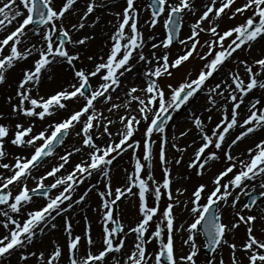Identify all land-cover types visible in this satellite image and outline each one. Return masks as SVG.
<instances>
[{"label": "snow or ice", "instance_id": "snow-or-ice-1", "mask_svg": "<svg viewBox=\"0 0 264 264\" xmlns=\"http://www.w3.org/2000/svg\"><path fill=\"white\" fill-rule=\"evenodd\" d=\"M77 2L62 0L61 5L56 6L54 0H0V32L6 33L0 39V85L6 82L8 72L18 63L36 57L30 67L22 70L15 96L7 98L10 115L32 119L28 123L18 121L14 125L0 123V168L10 172L9 175L0 173V205L5 206L0 207V227L5 229V233L0 235V260L19 253V260L24 264H28L30 257L35 258V264H60L62 258L68 264H198L201 245L197 237L202 234L206 238L203 247L210 250L204 264H226L223 256H218L224 246L230 249L227 264H264V227L259 229V236L256 234V222L259 220L264 224V200L258 204V198L252 195L258 185L261 189L259 197H264V138L246 149L245 159L232 153L239 142L264 131V97L250 99L245 105V98L254 90L264 92V55L251 61L234 55L245 48L250 52L253 44L264 38V0H244L234 9L235 0H207L202 9L196 8L195 0H151L150 26L154 27L163 15L167 29L166 38L159 43L153 42L151 47L168 49L174 41H178L182 49L172 60L167 51L160 56L154 51L144 54L145 41L138 28V9L135 0H126L122 12L115 14L118 23L109 36L108 52L100 57L86 56L92 65L90 68L83 66L80 49L95 36L89 34L73 39L71 33L86 27L94 28L100 16L90 17L105 4L104 0H87L77 22L65 26L67 16L78 11L75 8ZM197 11L200 12L198 16ZM249 11L251 14L242 23L218 31L220 25L217 21L223 15L230 12L229 18L232 19ZM185 13H191L196 18L190 26L191 34L179 39ZM14 23L13 30L8 31ZM29 26H32V35L39 37L37 43L31 42ZM201 32L209 34L203 43L200 41ZM205 48L207 51H203ZM193 57L203 61L195 78H191L189 73L178 85L168 84L166 92L159 83L160 78L171 77L173 70H178ZM232 60L236 61V67L229 69L219 82L209 84ZM77 62L81 65L78 66ZM139 62L146 66L142 73L146 86H132L126 93V107L136 101L139 118L125 113L119 118L122 127L113 133L109 125L114 121L104 117L95 105L101 102L108 104L109 112L119 109V104L112 103V92L121 86V78L131 73ZM54 63L66 65L73 82L47 96L39 95L42 76L50 71ZM94 78L97 79L95 86L92 84ZM204 90L211 105L208 111L215 108L219 100L224 101L219 105L221 119L209 134L205 121L193 114V125L198 130L201 143L195 148L194 158L189 160L187 167L196 169V174L203 176L206 166L210 167L211 162L220 160L222 149L226 163L212 180L210 190L207 184L199 183L189 199L181 201L179 196L187 189L173 188L172 169L165 152L168 139L163 134L165 125L173 118L170 113L181 109ZM138 92H143L144 96L135 95ZM14 98L16 103H12ZM81 99L83 103L78 108L69 109V102ZM242 105L246 110L243 115L240 112ZM59 110H67V114L51 120L40 129L36 128V120L44 122L56 116ZM3 117L4 113L0 112V119ZM207 119L211 121L212 117ZM141 120L146 124L143 141L135 138ZM78 124L80 130L75 134L81 137L83 148L88 150L87 159L74 164L67 174L57 175L74 153L82 151L81 147L73 146L71 151L59 156V163L38 178L33 177V170L38 169L45 158L54 155L56 146L64 144V137ZM101 128L103 131L99 130ZM237 128L240 129L238 134L226 143L230 130ZM93 129H96L95 133ZM189 131L191 129L182 131L180 136H187ZM154 133L162 134L159 151V160L163 165L162 183L154 180L151 171L142 175L145 162L148 169L152 166ZM104 136L109 138L108 141L98 144L97 139ZM6 138L16 147L31 148V154L17 155L12 163L2 162L8 156ZM172 147L180 154L174 158L175 164L181 166L188 146L173 143ZM129 150L135 160L133 171L126 175L121 186L113 188L111 172L114 161ZM94 173L104 181V190L97 191L100 199L98 211L103 221L99 244L92 235L90 223L86 224L82 235L76 234L72 218L68 215L69 210L83 202L88 192L96 187L90 186L78 199H73L77 186ZM48 177L53 178L50 184L45 183ZM30 178L35 181V187L28 186ZM9 186L18 188L16 194L9 190ZM57 188L60 191L50 195ZM33 194L46 198L44 205L22 213V209L32 203ZM242 194L248 196L250 202L238 208ZM129 197L136 198L139 219L134 225H128L125 231L126 225L114 215V207L122 198ZM164 197L169 203L160 210L159 204ZM181 204L189 211L191 222L177 225L174 209ZM255 207H260L258 215L251 214ZM228 208L232 209V219L225 223L224 210ZM61 216L62 229L66 234L65 245L53 242L52 250L47 254L42 250H32L35 242L42 243L41 237L46 231L58 228L55 221ZM241 225L245 228V239L237 244L234 237L231 241L227 237ZM180 233H186V236H180V240L188 248L182 255L177 254L175 243ZM129 235L133 237L132 246L124 251ZM153 240L157 241L158 247L149 252L148 245ZM238 251L243 253V258L237 256ZM114 253L121 255L118 257Z\"/></svg>", "mask_w": 264, "mask_h": 264}, {"label": "bare ground", "instance_id": "bare-ground-1", "mask_svg": "<svg viewBox=\"0 0 264 264\" xmlns=\"http://www.w3.org/2000/svg\"><path fill=\"white\" fill-rule=\"evenodd\" d=\"M86 2L87 0H78L77 4L75 5V8L78 10L76 11L74 14L72 15H68L67 18L65 19L64 23L65 26H68L69 23H76L78 16L80 15V12H82L84 10V8L86 7ZM123 2V0H104V4L105 7L104 8H99L96 10V12L94 13V15L92 17H90V19H94L95 16H100V21L99 23L94 27H86L84 30L80 31V32H75L73 31L71 33L72 38L73 39H77L83 35H89V34H93L95 36V39L91 40L88 42L87 46H81V52H82V58H81V62L83 64V66L85 67H91V63L89 61H87L86 56L87 55H93L95 57H100V56H104L105 50L107 48H109V36L113 33L115 26L118 23L117 17H116V13L118 12H122L124 6L120 9V4ZM207 2V0H195V5L197 9H202L203 3ZM55 5L60 6L62 3V0H54ZM142 5H144L145 7H147V9L145 7H143ZM149 7V3L147 2V0H144V4L142 3L140 5V7H138V13H139V21H140V28L141 31L143 33V38L145 41V47L143 49L144 54L145 55H149L151 52H155L157 56L163 55L164 52L166 51V49L164 48H157V49H152L151 44L153 42L155 43H159L161 41V38L163 36V34H165V29L163 26V15L160 16L158 18V25L155 28H150L148 27L147 23V19L149 17H151V11L148 10ZM197 13H200L199 11H197ZM196 13V14H197ZM193 15L191 13H185L183 18H185L187 20V23L190 25L191 24V19H192ZM183 23H184V19H183ZM183 23H182V27L179 33V39H184L188 36L187 33H184V29L183 28ZM15 24V23H14ZM13 24V25H14ZM13 25H10L9 28ZM4 32H0V36H2ZM29 37L31 38V42L32 43H37L39 41V37L37 36H33L32 34L29 35ZM150 37L154 38V39H150ZM184 37V38H183ZM179 44V42H178ZM180 47H182V45L179 44ZM70 51H73L72 46L70 45ZM36 57H30L28 60L26 61H22L20 63H18L16 65V67H14L13 69H11L8 72V82L5 84L0 85V95H2L3 91L5 89H9L11 91V89L13 91V94L15 96V91H16V87L18 84V81L20 80L21 76H22V70L24 68H27V64L29 61H31L32 59H35ZM81 62H77L78 66L81 65ZM135 62V61H134ZM55 64V63H54ZM53 64V65H54ZM146 67L144 65L143 62H139L137 63V67L131 72V73H126L122 78V83L121 86L116 89L115 93H112V102L114 103H118L120 104V107L122 109H129L130 111L128 112V114H133L135 111H137V104L135 103V101L131 102L130 107H126V103L128 100V97L126 96L127 90L131 87V84L134 85H138L140 88H144L146 86V78L142 75L143 72V68ZM49 76H51L52 78L49 79ZM73 82L72 81V75L70 73V71L67 69L66 65H62V64H55L53 67H51L50 71L47 72L46 74H44L43 76V80H41V83L39 85V92L40 94H42V91L50 89L52 86H54L55 84L58 85H62V86H67L68 83ZM92 84L93 86L97 84V79L94 78L92 80ZM12 87V88H11ZM8 90V91H9ZM206 90L199 92L196 96L193 102L190 99V101L184 105V106H189L187 108L188 111H185V107L184 108V112L182 113V115H179V117L177 116L176 118L172 119L173 124H175V122H180L181 124V119L184 118H191V116L194 113L200 112L202 115H205V124H206V130L210 129V127L208 126V124H212L211 128H214L216 123L221 119V115H219L221 112L219 110V105L224 103L223 100H219V98H217L219 100L218 105L215 108H212L211 111H208L207 109H209L211 107L210 102L208 101V97L204 95ZM33 94H36V92L34 91ZM135 95H140L141 97L144 95L143 92H138ZM14 100H16L14 98ZM80 100H75V101H71L69 102V109L74 108L77 103H79ZM13 103V102H12ZM100 104H102V107H104L103 110V115H105L106 117H109L107 119H110L111 116H113V118L111 119L112 121H114L113 124L109 125V129L110 131H112L113 133H116L121 127L122 125L119 123V117H117L116 115V111L112 110L111 112L108 111V108L110 107V105L105 104L103 102H101ZM7 105H9L8 107H10V104L8 103V101L4 102V105L2 108H6ZM246 105V104H245ZM8 108V109H9ZM242 110H245L244 106H242ZM64 113H67V110H59L58 114L54 117L51 118H47L44 122H41L39 120H36V128H38V126H42V125H46L48 122H50L51 120H53L52 118H58L62 115H65ZM10 114V113H9ZM199 116V115H196ZM208 116H211L212 119L211 121H209L207 119ZM192 119V118H191ZM190 124V125H188ZM188 129H191V131L188 132L187 136H177L174 133H168L167 138H168V143L165 146V152H166V158H169V152L171 150H173L174 148L172 147L173 143H178L180 146L184 145V142L187 143L186 145L188 146L187 149L190 151L194 150L196 146L199 145V139H200V135L198 134V130L195 129L194 125L192 123H188ZM182 126V125H181ZM77 130V127L74 128V130ZM187 130V129H186ZM236 130H240V129H236ZM236 130H231L230 131V135L228 138L231 137V135L236 131ZM261 132H257L256 134H254L253 136H250L246 139H244L242 142H239L236 146L233 147L232 149V153L234 155H236L238 153V151L240 153H243V159L246 158L247 153H246V149L250 146L253 145L254 142L257 141V139L259 138ZM175 138V139H174ZM109 138L107 136H104L101 139H97V142L100 144H104L105 141H107ZM183 141V142H182ZM193 141H195V143H193ZM182 142V143H181ZM243 144H246L243 146ZM14 146V145H13ZM63 146L67 147L68 150L65 151H71L72 147H81L82 151L80 153H74L71 157H70V161H74V164L79 163L82 159H87L86 156V152L88 151L86 148H83L82 144H81V140L80 137L78 136H70L68 139H66V141L64 142ZM13 151L16 154H20L22 156H26L27 154H29V151L31 148H20V147H12ZM169 151V152H168ZM9 153H11V148H9L8 150ZM167 152H168V156H167ZM65 153L61 154V153H56L55 156L53 157L52 161L47 162V165L49 163L55 162L57 160H59V156L64 155ZM6 161V160H4ZM2 161V162H4ZM69 161V162H70ZM68 162V163H69ZM127 159L123 158V159H119V161H117L115 163V166L112 169L111 172V176H112V180L116 181L115 182V186H113V188L117 187V186H121L124 181H125V177L126 175L129 174L128 169H127ZM68 165V164H67ZM45 166H42L39 170L32 172V176L34 177H38L41 175V171L43 170ZM223 168H221L220 170H222ZM175 170V169H174ZM8 170L4 169L2 172H6ZM38 172V174H37ZM66 173V172H65ZM63 173V174H65ZM185 176H187V174L183 173L179 170H177V172L175 173V176L173 178L174 180V184H173V188H177V186H181L184 182V178ZM31 179V178H30ZM29 179V180H30ZM214 178H212L213 180ZM28 180V181H29ZM103 178L99 176V174L94 173L92 177L86 179L84 181V187L88 188L90 186L95 185L96 187L92 188L90 195H87L85 200L83 201V203H80L78 206L74 205L73 209L69 210L68 215L72 218V222H73V227H74V232L76 234H82L85 230V226L87 223H90L92 226V235L95 239H97V242L99 244V237L101 236L102 233V224L103 221L100 219V212L98 211V207L100 205V202H98L94 196L95 193H97V191H102L104 190L103 188ZM15 186H9V190H11L12 192L14 191ZM82 192V188H76V192ZM261 189H259V186L257 185L256 191L255 192H260ZM13 194H15L13 192ZM247 197H242L241 201L239 202V204L237 205V207L239 208L243 203L245 202H249ZM189 199V197L184 198L182 201H187ZM44 200V197L39 196L38 199L33 198L32 203L28 204L25 206V208L22 209V213L26 212V211H31L34 206L40 202ZM75 200V199H74ZM261 200H264V197H259L258 199V204ZM136 198L135 197H129L127 199L122 198L121 201H119V209H118V214L114 215L117 216H123V217H127L128 219L133 220L136 215H138L137 213V205H136ZM188 207H191V204L189 203ZM228 210L232 211L231 208H228ZM254 211L258 210V207L253 208ZM260 211H257V214H259ZM175 215H176V221L175 223L177 225L180 224H186V222H188V220L191 218L190 217V213L189 211L184 207L183 204H181L180 206L175 208ZM22 217V215H21ZM85 217L87 218V220H85ZM0 219H2V217H0ZM58 225V228L55 230H48L45 232V234L43 235V237H41L42 243L40 242H35L33 245L32 250L37 251V250H42L45 251L46 254L48 252H50L52 250V244L53 242H58L59 244L63 245V240L66 237V234L63 232L62 229V225H63V218L61 217H57V220L55 221ZM262 227H264V224H262L259 220L256 222V234L259 236V229H261ZM5 233V229H3L2 227H0V235H3ZM243 233H245L244 230V226L241 225L240 228H238L234 234H231L229 237V240L231 241L233 239V237L235 238V241L237 244H240L244 239H245V235H243ZM180 235H185L186 233H180ZM179 235H177V239L178 241L176 242V247H177V254L181 255L182 253L185 254L188 251V248L184 245H182L181 240L178 238ZM132 241H133V237L131 235H129V237L126 240V247L124 249V251H128L131 246H132ZM198 243L200 244V241L197 240ZM83 243V241H82ZM182 249V251H181ZM229 249V248H228ZM66 252V250H65ZM242 252H237V256L243 258ZM81 254H83V249H81ZM113 255L115 256H120L121 254L119 253H114ZM229 256H230V251H229ZM199 262L200 264H204V259L202 258V256H200L199 254ZM66 261L65 258H62V260L60 261V264H63V262ZM0 264H24V262L19 260V253L16 254L15 257L9 258V259H3L2 262H0ZM28 264H35V258H29V262ZM151 264V262H150Z\"/></svg>", "mask_w": 264, "mask_h": 264}, {"label": "rangeland", "instance_id": "rangeland-1", "mask_svg": "<svg viewBox=\"0 0 264 264\" xmlns=\"http://www.w3.org/2000/svg\"><path fill=\"white\" fill-rule=\"evenodd\" d=\"M147 2L149 3V0H147ZM142 3L144 4V0H135V6H136V8L140 7V5H141ZM205 3H207V2H205ZM205 3H203V5H204ZM243 3H244V0H235V3L232 5V8L234 9L235 7H238V6L242 5ZM57 6H58V5H57ZM123 6H124V7L126 6V0H123V2L120 4V9H121ZM142 6L145 7L144 5H142ZM145 8L147 9V7H145ZM148 10L151 11V9H149V8H148ZM199 14H200V13H197L196 15L198 16ZM250 14H251V12L249 11V12H246L245 15H243V16H242V15H237L235 18H232V19L229 18V16H230V12H229L228 14H226V15H223V16L217 21V22L219 23V25H220V28L218 29V31H223V30L227 29L228 27H231V26H234V25H236V24L242 23V22L244 21V19L246 18V16H247V15H250ZM150 16H151V15H150ZM195 18H196V17H194V16L192 17V19H191V24H190V25L187 23V20H186L185 18H183V19H184L183 28H185V29H184V32H183L182 34H184V33H187L188 35L191 34V33H190V26H191L192 23L194 22ZM138 19H139V17H138ZM150 19H151V17H149V18L147 19V21H148V23H147L148 27H150V28H155V27H157L158 23H157L154 27H151V26H150ZM164 19H165V17L163 16V26H164ZM138 24H139V28H140V21H139V20H138ZM204 26L207 27V22H205ZM14 27H15V24H14L13 26H11L10 28H8V31L13 30ZM31 27H32V26H29V33H28L29 35L32 34V33H31V30H30ZM164 29H165V34H163L161 40H164V39L166 38L167 29L165 28V26H164ZM140 31H141V28H140ZM4 35H6L5 32L2 34V36H0V39H2V38L4 37ZM183 38H184V37H183ZM208 38H209V34H207V33H205V32H201V33H200V41H201V43H203V41L206 40V39H208ZM54 39H55V38H54ZM68 48H69V50H70V45H68ZM181 49H182V47H180L179 44H177V43L171 45L168 49H166V51L169 53V59L172 60L173 58H175V56H176L178 53L181 52ZM108 50H109V48H107V49L105 50V53H107ZM203 51H207V49L205 48V49H203ZM234 55H235V56H238L239 59H248L249 61H251L253 58H258L260 55H264V38H260V39H258V40L253 44V46H252L250 52L245 48L244 50H238V52H237L236 54H234ZM33 60H34V59H32L31 61L28 62L27 67H30V66H31ZM202 64H203V61H202V60H200V59H198V58H196V57H193V58H191L188 62H186L182 67H180L178 70H173V75H172L171 77L164 76V77L160 78L159 83H160L162 86L165 87V91L167 92L168 89H167L166 86H167L168 84H173V86L178 85L180 82H182L185 78L188 77V74H189V73H191V78H195V76L197 75L198 71L200 70V67H201ZM54 65H55V64H54ZM54 65H52V67H53ZM235 67H236V61H235V60H232V61L227 62L226 65H225V67L221 69L220 73H219V74H216V75L214 76V78L211 79V80L209 81V84H214V83H216V82H219V81L221 80V78L224 77V76L227 74V71H228L229 69H232V68H235ZM144 70H145V67L143 68V71H144ZM142 73H143V72H142ZM241 75H243V69H242V68H241ZM7 76H8V75H7ZM43 76H44V75H43ZM43 76H42V80H43ZM7 82H8V79L6 80V82H5L4 84L6 85ZM94 86H95V85H94ZM132 86H136V85L131 84V87H132ZM61 87H62V85L55 84V85L52 86L50 89H47V90L42 91V94H40V92H39V95L47 96V95L53 93L54 91L58 90V89L61 88ZM63 87H66V86H63ZM11 88H12V87H11ZM9 89H10V88H9ZM9 89H5V90L3 91V93H2V95H0V112L4 113V117H3V119H0V123H4V124H7V125H14V124H15L16 122H18V121H20V122H24V123H28L29 120L32 119V118L24 117V116H19V117H17V116L10 115L9 113L11 112V108L8 107L9 105H7V107H6V108H3V110H2L1 107H3L5 101H8L7 98H8L9 96H13V97H14V94H13L14 88H13V90L11 89V91H10ZM8 90H9V91H8ZM201 92H202V91H201ZM112 93L114 94L115 91L112 92ZM34 95H35V94H34ZM204 95L207 96V92H206V91H205ZM143 96H144V95H143ZM143 96H142V97H143ZM255 97H264V92H262V91L259 90V89L254 90L252 93L249 94V96H248L247 98H245V104H247L248 101H249L250 99H253V98H255ZM192 99H193V100H192ZM191 100H192V102H193V101L196 100V99H195V97H193V98H191ZM12 102H13V103H16V100L13 99ZM82 103H83V100L81 99V100L79 101V103H77V105H76L74 108H72V109H76V108H78ZM112 103H114V102H112ZM135 103L137 104L136 101H135ZM115 104H118V103H115ZM222 104H223V103H222ZM119 105H120V104H119ZM242 106H243V105H242ZM242 106H241L240 112H241V114L243 115V114L245 113L246 110H242ZM95 107H96V110H97V111H99V112H103L102 109H103L104 107H102V104L97 103V104L95 105ZM183 107H185V111H188L187 108H188L189 106H188V107H187V106H182L181 109H179V110H175V111L173 112V118H174V117L176 118L177 116L179 117V115H182V113L184 112V108H183ZM186 107H187V108H186ZM8 108H9V109H8ZM230 108H231V105H229V109H230ZM113 110L116 111V115H117V117H119V118H120V116H122V115H124L125 113H128V112L130 111L129 109H126V110H125V109H122L121 107H120L119 109H113ZM182 111H183V112H182ZM64 114L66 115L67 113H64ZM194 114H195V115H199L201 119L205 120V115H202L200 112H197V113H194ZM65 115H62V116H60V117H58V118L55 117V118H52V119H53V120L60 119V118L64 117ZM131 115H137V118H139V114H138L137 111H135V112H134L133 114H131ZM219 115H221V113H220ZM192 116H193V115H192ZM192 116H191V118H192ZM104 117H106V116L104 115ZM106 118H109V117H106ZM112 118H113V116H111L110 119H112ZM191 118H184V119H181V124H180V122H178V123L175 122V124H173L172 120L169 121L168 125L165 127V133H164L163 135H166V136H167L168 133L171 132V133L176 134V137H177V136L181 137V136H180V133H181L182 131H186V129L188 130L187 127H188V125H190V124H188V123L190 122V123L193 124V120H192ZM187 124H188V125H187ZM181 125H182V126H181ZM43 126H44V125H42V126H40V127L38 126L37 129H40V128H42ZM208 126L210 127V129H208L207 131L209 132V134H211V130L213 129V128H211L212 124H208ZM76 127H77V130H76V129H75V130H74V129L71 130L70 133H69V135L65 137L64 142H65L66 139H68L70 136H72V137H73V136H76L75 133H76L77 131L80 130V125L78 124V125H76ZM145 127H146L145 122H144L143 120H141V123H140V125H139V131H138V132L136 133V135H135V138H136V139H139V140L143 141V133H144ZM99 130H100V131H103V128H101V129H99ZM230 131H231V130H230ZM93 132L95 133V132H96V129H93ZM238 132H239V131L236 130V131L231 135L230 138H227L226 143H227V142H230L231 138H234V136H235L236 134H238ZM10 135H11V133H10ZM161 135H162V134H159V133H154V134H153L152 139H153V141H155V143L153 144V160H152V166H151V169H148V167H147V162H145L146 167H145L144 173H142V175H143V174H146L148 171H151L154 180H155V181H159V182L162 183V180H163V165L161 164V162H160V160H159V151H160V147H161ZM260 138H264V131H262V132L260 133L259 138L257 139V141H258ZM167 139H168V138H167ZM80 140H81V137H80ZM107 141H108V140H107ZM107 141H105V143H106ZM96 142H97V141H96ZM182 142H183V141H182ZM182 142H181V143H182ZM97 143H98V142H97ZM105 143H104V144H105ZM200 143H201V139H199V144H200ZM98 144H100V143H98ZM186 144H187V143L184 142V145H181V147H184ZM101 145H103V144H101ZM244 145H246V144H243V146H244ZM198 146H199V145H198ZM198 146H196L195 148H197ZM12 147H14V146L11 145L10 143H8V142H7V138H6L5 148H6L7 152H8V150H9V148H11V153L8 152V156L6 157V159H5L6 161H4V163H12V162H14V157L17 156V155H20V154H16L15 152H12V151H13V148H12ZM65 150H68V148L65 147V146H63V144H62V145H58V146L56 147V149H55V153H54V155H52V156H50V157H48V158H45L44 162L39 166V168L36 169V170H33V172L39 170L42 166H45V167L43 168V170L41 171V175H42L46 170L50 169V168H51L52 166H54L55 164L59 163V160H57V161H55V162H52V163H49L48 165H47V162L52 161V160H53V157L55 156L56 153L59 152V153L63 154V153L66 152ZM194 150H195V149H194ZM194 150H192V151L190 150V151H189V150L187 149V151L184 152V154H183V161H184V162H183V164H182L181 166H177V165L175 164V160H174V158L178 157L180 154H179L175 149L171 150L170 152L168 151V152H169V158H168V161H169V166H170L171 169H172V177L174 178L175 173H176L177 170H179V169H180L181 172L187 174V176H185V178H184V182H185V183H183L181 186H180V185L177 186V187H183V188L187 189V191H185V192L183 193V195H180V196H179V199H180L181 201H182L184 198H186V197H190L191 192L193 191V189H194L199 183H205V184H207V185H208V189L210 190L211 187H212V178L215 177V175L220 171L221 168H224L225 163H226V161H225V159H224V155H223V149H222V150H220V153H219V154H220V157H221L220 160H218V161H216V162H211L210 167H209V166H206L207 170L205 171L204 175H203V176H198V175L196 174V169H194V168H193V169H189V168L187 167V164H188L189 160L192 159V158H194ZM31 151H32V149H30L29 154H27L26 156L30 155V154H31ZM140 151L142 152V148L140 149ZM206 151H207V150H206ZM168 152H167V156H168ZM138 154H139V153H138ZM240 154H241V153L238 151V153H237L236 155H239V158H240V159H243V156L240 155ZM233 155H234V154H233ZM123 158H126L127 161H128V162H127V164H128V166H127L128 171H127V172L131 173V172L133 171V167H134V163H135V160L132 158V151H131V150H129L127 153L123 154L122 156L118 157L117 160L114 161V165H113V167L115 166V163H116L117 161H119V159H123ZM69 161H70V159H69ZM73 165H74V161L71 160V161L68 163V165L66 164V165H65V168L61 170V173H58L57 175L63 174V173H65V172H66L65 174H67L68 172H70V171L72 170ZM113 167H112V169H113ZM174 169H175V170H174ZM3 170H4L3 168H0V171H3ZM0 173H1V172H0ZM2 174H4V175H9L10 172H9V171H6V172H2ZM37 174H38V172H37ZM33 177H34V176H33ZM38 177H39V176H38ZM38 177H37V178H38ZM87 179H88V178H87ZM225 179H227V178H225ZM85 180H86V179H85ZM52 181H53V178H52V177H48V179L45 180V183H46V184H50V183H52ZM115 182H116V181H113V180H112V185H113V186H115ZM27 183H28V186H29L30 188L35 187V181H34L33 179H30L29 181H27ZM79 187L82 188V192H81V191H80V192H78V191L76 192V191H75V193L73 194V199H75V200L78 199L79 196H80L81 194H83L85 191L88 190V188L84 187V183H82V184H80V185L77 186V188H79ZM174 189H175V188H174ZM17 191H18V188L15 187V189H14L13 192L16 194ZM59 191H60V188L53 189L52 192L50 193V195H56ZM134 191H135V189H134ZM237 191H239V190L237 189ZM90 193H91V191L88 192V195H90ZM254 193H256V192H254ZM174 194H175V193H174ZM91 195H92V194H91ZM91 195H90V196H91ZM242 197H247V196H245V195L242 194V195H241V199H242ZM33 198L38 199L39 197H33ZM94 198H95L98 202H100V199H99L97 193H95ZM248 198H249V197H248ZM248 198H245V199H248ZM45 201H46V198H44V200L38 202V203L34 206V208H33L32 210H34V209H38L39 207H41L42 205H44ZM240 201H241V200H240ZM151 202H152V201H151V198H150V199H149V203H151ZM202 202H204V201L202 200ZM66 203H67V202H66ZM81 203H83V202H81ZM135 203H136V205H137V201H136ZM168 203H169V201L167 200L166 197L162 198L161 201H160V204H159L160 210H163V209L166 207V205H167ZM238 204H239V203H238ZM0 207H5V206L0 205ZM118 209H119V203L117 202V205L115 206V211H114L115 214H118ZM257 211H260V207H258V210H256V211L252 210V213H251V214H253V215H258V214H257ZM174 212H175V209H174ZM175 216H176V215H175ZM117 218L121 219V222L124 223V224L126 225V227H125V231H127V226H128V225H134L135 222L139 219V216L136 215V217H135L133 220H131V221H130V219H128L126 216H125V217H123V216H122V217H121V216H117ZM21 219H23V215H22ZM223 219H224V222H225V223H228V222L232 219V211H230V210H228V209H225V210H224V216H223ZM188 222H191V218L188 220ZM244 230H245V228H244ZM82 234H83V233H82ZM82 234H81V235H82ZM230 235H231V234L228 235V237H227L228 239H229ZM243 235H245V233H243ZM180 236H181V235L179 234V236H178L179 239H180ZM65 238H66V237H65ZM197 240L200 241V245H201L200 256H202V258L204 259V262H205V261L207 260V258H208V255L210 254V250L206 251L205 248L203 247V245H204V243H205V239L203 238L202 234H201V235H198ZM177 241H178V239H177V237H176L175 243H176ZM63 245H65V239L63 240ZM157 247H158V243H157V241L153 240V241L148 245V250H149V252H152V251H154ZM181 251H182V249H181ZM229 251H230V249H228L227 246H224V247H223L221 250H219V252H218V256L222 255L223 258H224V260H225V262H226V264H227V262H228V260H229ZM16 254H17V253H14L12 256L7 257V259L12 258V257H15ZM182 254H183V253H182ZM182 254H181V255H182ZM241 254H242V256H243V253H241ZM109 259H111V257H109ZM2 261H3V259L0 260V262H2ZM199 261H200V260H199V256H198V264H200ZM63 264H68L67 260L64 261Z\"/></svg>", "mask_w": 264, "mask_h": 264}]
</instances>
